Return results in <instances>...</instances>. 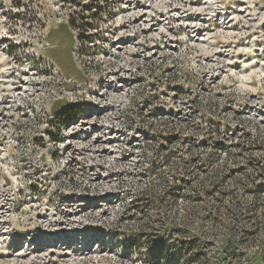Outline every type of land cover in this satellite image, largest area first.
I'll return each mask as SVG.
<instances>
[{
	"label": "rangeland",
	"instance_id": "obj_1",
	"mask_svg": "<svg viewBox=\"0 0 264 264\" xmlns=\"http://www.w3.org/2000/svg\"><path fill=\"white\" fill-rule=\"evenodd\" d=\"M158 149L263 160L264 0H0V264H188L138 235ZM224 236L193 264H264Z\"/></svg>",
	"mask_w": 264,
	"mask_h": 264
},
{
	"label": "trees",
	"instance_id": "obj_2",
	"mask_svg": "<svg viewBox=\"0 0 264 264\" xmlns=\"http://www.w3.org/2000/svg\"><path fill=\"white\" fill-rule=\"evenodd\" d=\"M93 10L92 7L85 12ZM69 24L76 29L73 21ZM90 30L87 27L85 33ZM81 42L92 43L89 38H82ZM192 123L194 121L190 120V123L185 124L186 128L190 127L191 136L194 128ZM180 136L182 133H177L168 142L163 141L164 145L173 143L183 150L182 143L189 139L183 140ZM201 144L198 147H203ZM258 145L263 146L261 143ZM185 147L192 148L188 145ZM213 151L217 153L216 149ZM157 152L160 157L155 153L154 159L158 164L156 174L152 173L148 186L138 192L141 206H137V209L144 219L138 235L151 241L150 249L161 251L159 240L170 231L174 236L175 249L185 253L181 261L193 264L196 259H200V253L208 245L225 235L224 247L217 253V258L224 260L230 249L237 248L240 240H249L264 231V158L261 160L251 152L246 154L241 164L235 158L230 164L226 162L222 167H213L209 164L211 151L205 152L203 156L191 151L187 156H182L181 152H177L178 156L164 155L161 149ZM149 209L153 212L148 216L146 212ZM251 260L256 264L258 258L254 256ZM232 264L242 263L238 261Z\"/></svg>",
	"mask_w": 264,
	"mask_h": 264
}]
</instances>
